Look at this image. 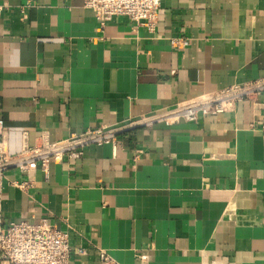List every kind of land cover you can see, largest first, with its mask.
Returning <instances> with one entry per match:
<instances>
[{"label":"crops","instance_id":"0c3cea01","mask_svg":"<svg viewBox=\"0 0 264 264\" xmlns=\"http://www.w3.org/2000/svg\"><path fill=\"white\" fill-rule=\"evenodd\" d=\"M174 41L175 43H172ZM264 76V0H161L152 31L83 0H0L8 152ZM264 92L234 110L135 127L2 181L3 225L46 218L69 264H264ZM13 181H27L20 189Z\"/></svg>","mask_w":264,"mask_h":264},{"label":"built area","instance_id":"2783aa9c","mask_svg":"<svg viewBox=\"0 0 264 264\" xmlns=\"http://www.w3.org/2000/svg\"><path fill=\"white\" fill-rule=\"evenodd\" d=\"M83 6L93 11L99 29L113 17L124 16L136 25L145 26L152 31L158 21L161 0H83ZM263 92L264 76L202 93L151 113L126 119L117 127L88 128L53 141L45 135H39L33 145L22 147L19 152L12 154L8 152L7 130L0 118V196L2 181L8 169H16L21 174L40 169L46 176L51 162L79 158L84 148L90 145H114L116 135L124 130L155 124L168 126L229 112L234 110L237 102L255 101ZM260 129L264 134V124L260 125ZM12 184L20 189L30 186L27 181H13ZM70 252L67 233L52 225L46 218L10 221L3 225L0 204V264H69ZM99 257L103 264L111 263L104 251H100Z\"/></svg>","mask_w":264,"mask_h":264}]
</instances>
